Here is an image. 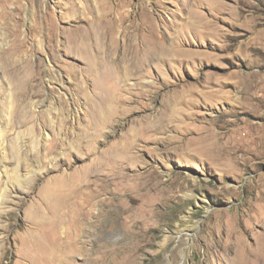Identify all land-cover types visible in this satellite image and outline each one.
<instances>
[{
	"label": "rangeland",
	"instance_id": "374dc122",
	"mask_svg": "<svg viewBox=\"0 0 264 264\" xmlns=\"http://www.w3.org/2000/svg\"><path fill=\"white\" fill-rule=\"evenodd\" d=\"M243 262L264 264V0H0V264Z\"/></svg>",
	"mask_w": 264,
	"mask_h": 264
},
{
	"label": "bare ground",
	"instance_id": "6f19581e",
	"mask_svg": "<svg viewBox=\"0 0 264 264\" xmlns=\"http://www.w3.org/2000/svg\"><path fill=\"white\" fill-rule=\"evenodd\" d=\"M9 0H2L3 5H6L7 2ZM7 10V8H6ZM4 11V16H8L9 12L8 11ZM2 11V10H1ZM2 15V14H1ZM124 76V75H123ZM112 100V99H111ZM173 101V100H172ZM182 100L179 101H175L174 103H170L168 104V106H166V108L164 110H161V112L159 111V113L157 114L158 116H149L147 115H141L138 117H134L133 121L136 124V127H133L129 130V135L131 136V138L133 139L131 142H125L123 138H121L117 143H114L113 145H111V147H113L112 151H111V155H113L115 158L113 159L115 162L118 161L119 157H128L129 159H131L132 157L134 158V151L133 149L135 148L136 145V140H138L137 136L141 133H145L148 130L153 131L154 133H157L159 131H161L162 129H164V126H167L169 123H172L174 120H176L175 118L178 117L177 113H180V108L177 107V105L181 102ZM107 102V101H106ZM111 102V101H110ZM126 103V102H125ZM106 106V105H105ZM107 108V107H106ZM127 108V107H126ZM24 109V108H23ZM132 109V107H131ZM162 109V108H161ZM22 110V109H21ZM115 112H118L121 110V104L116 103L115 104V109H113ZM109 113V112H108ZM155 114V113H154ZM181 114V113H180ZM183 115V114H182ZM97 116V115H96ZM107 116V115H106ZM104 116V117H106ZM114 114L110 115V117L108 116V118L103 120V116L100 117H96V120L100 123L105 124L108 123L110 121H112ZM182 119V117L178 118V120ZM116 120V119H115ZM114 120V121H115ZM112 124V123H111ZM173 125V124H172ZM182 125V124H181ZM180 125V126H181ZM169 126V125H168ZM178 124H176V127H180ZM168 128V127H167ZM165 128V129H167ZM89 130V129H88ZM97 130V129H96ZM99 130V129H98ZM150 131V132H151ZM167 131V130H166ZM101 132V131H100ZM202 132V131H201ZM161 133V132H160ZM163 133V132H162ZM164 134V133H163ZM167 134V133H165ZM127 135V134H126ZM171 135V134H170ZM124 136V135H123ZM208 137L210 138H215L218 139L217 134H215L214 132L208 130ZM130 138V139H131ZM156 138V137H155ZM153 138V139H155ZM93 139V138H92ZM167 139V138H166ZM110 147V145H109ZM111 149V148H110ZM108 151V148H107ZM106 151V152H107ZM137 151V150H136ZM191 149L186 148L185 151L186 153H190ZM110 153V152H109ZM104 154V153H103ZM108 154V153H107ZM192 154V151H191ZM107 156V155H106ZM124 158V160H125ZM128 159V162H129ZM120 161V160H119ZM122 163V162H121ZM129 164V163H128ZM134 174V173H133ZM134 179V175H130L126 177V180L132 181ZM175 180V179H174ZM174 182V181H173ZM181 182V181H180ZM180 184V183H179ZM178 183H177V187L180 188ZM38 212V211H37ZM35 211V213H37ZM39 214V213H38ZM39 216V215H37ZM248 249V248H247ZM56 247H55V243H54V247L52 249V254H54L56 252ZM51 252V251H50ZM249 252V251H248ZM249 254V253H248ZM251 254V252H250ZM53 255H51L52 257ZM56 262V261H54ZM53 262V263H54ZM57 263V262H56ZM59 263V262H58ZM244 263V262H243ZM245 264V263H244Z\"/></svg>",
	"mask_w": 264,
	"mask_h": 264
}]
</instances>
